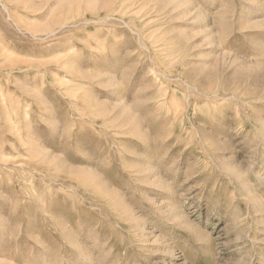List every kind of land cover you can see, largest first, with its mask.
Returning a JSON list of instances; mask_svg holds the SVG:
<instances>
[{
  "label": "rangeland",
  "instance_id": "374dc122",
  "mask_svg": "<svg viewBox=\"0 0 264 264\" xmlns=\"http://www.w3.org/2000/svg\"><path fill=\"white\" fill-rule=\"evenodd\" d=\"M0 264H264V0H0Z\"/></svg>",
  "mask_w": 264,
  "mask_h": 264
}]
</instances>
